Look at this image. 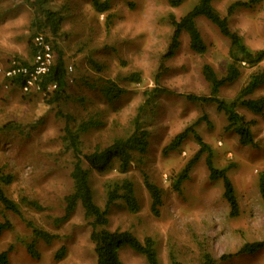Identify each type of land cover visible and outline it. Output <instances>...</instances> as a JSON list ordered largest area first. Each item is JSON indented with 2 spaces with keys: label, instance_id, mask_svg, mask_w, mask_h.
Segmentation results:
<instances>
[{
  "label": "rangeland",
  "instance_id": "obj_1",
  "mask_svg": "<svg viewBox=\"0 0 264 264\" xmlns=\"http://www.w3.org/2000/svg\"><path fill=\"white\" fill-rule=\"evenodd\" d=\"M234 1L211 0V4L227 18L229 28L245 46L252 51L264 50V0L250 8L236 7L228 14L227 8ZM108 2L103 12H96L90 0H50L45 5L63 16L55 37L41 33L56 43L65 60L67 86L63 99L48 103L43 93H23L0 76V169L12 176L11 183L2 187L16 202L25 196L43 206L36 210L21 203L19 217L0 204V222L11 223L0 234V251L9 250V264H95L90 226L81 207L66 221L54 222L55 217L62 216L63 197L72 189V159L63 140V115L72 117V127L89 118L97 122L80 135L82 151L89 153L95 145L103 147L114 137L131 132L133 118L140 112L141 126L148 132L146 150L134 152L123 174L116 168L90 172L93 198L100 207L108 183L123 178L133 183L137 211H129L121 199L116 200L108 214L107 228L130 231L140 240L151 237L160 264H169L170 252L183 264H202L205 254L216 264H264V248L226 261L219 259L233 254L245 242L264 240V205L258 188L264 175V108L254 113L237 107L246 120L253 121L255 146L241 145L238 136L225 129V116L214 103L192 102L185 97L209 94L201 72L203 64L211 65L218 76L225 74L229 40L199 16L195 21L206 51H192L187 36L182 34L174 54L164 58L173 31L170 16L179 18L197 0H184L176 7L169 6L167 0ZM33 17V9L24 0H0V65L12 59L32 61L28 40ZM263 67L264 59L255 66L242 63L238 79L223 85L218 97L232 101L249 75ZM133 73L139 74L136 82L129 79ZM104 87L122 91L117 98L109 99L102 93ZM155 87L161 91L149 95ZM260 96H264V82L248 97ZM196 120L199 122L194 131L209 146L214 167L226 169L234 187L237 216L229 214L222 181L209 179L205 152L180 190L172 188L173 177L199 145L189 134L177 149L166 153L162 149ZM144 176L161 190L157 216L150 210ZM28 221L57 235L51 243L35 241L37 256L27 249L34 239ZM60 247L65 253L56 259ZM118 256L121 264H147L143 255L128 246L120 248Z\"/></svg>",
  "mask_w": 264,
  "mask_h": 264
},
{
  "label": "trees",
  "instance_id": "obj_2",
  "mask_svg": "<svg viewBox=\"0 0 264 264\" xmlns=\"http://www.w3.org/2000/svg\"><path fill=\"white\" fill-rule=\"evenodd\" d=\"M50 0H24L34 11L33 17V32L29 36L28 44L33 55V37L42 32H49L52 37L58 34L60 25L63 21V16L59 15L57 11L51 10L45 5ZM184 0H167L171 7L179 6ZM262 0H237L231 3L227 8V13L231 14L236 7L250 8ZM96 12L106 11L109 7L108 0H90ZM199 16L204 17L207 21L213 24L221 35L226 37L230 43L229 61L226 65L225 74L218 76L211 65L205 63L202 66V75L209 86L208 95L187 94L185 97L192 102H211L216 105L218 111L223 112L226 119V130L233 131L238 136V142L241 145L255 146L253 133L251 130L252 120H246L236 109L243 107L251 112L259 113L264 108V96L258 98L248 97L253 91L264 82V67L258 69L249 75L247 82L240 88L235 98L226 102L218 97L219 89L225 85L230 84L238 79L240 76V65L246 62L249 66H255L264 59V50H250L242 42L241 37L228 26L226 17H223L217 9L211 4V0H197L193 7L179 18L170 16V24L173 28L168 49L164 54V58H168L174 54L180 44V37L185 34L188 38L189 48L198 54H203L206 51L205 43L201 37L199 28L195 19ZM44 35V34H43ZM45 36V35H44ZM45 38L49 41L47 36ZM50 42V41H49ZM51 48L57 52L54 55V61L47 73L41 79L40 84L42 89H46L49 84H55V88L46 91L43 95L46 97L48 103L58 102L66 95L67 86V68L65 60L63 59L60 50H57V45L54 41L50 42ZM21 64L29 65V61H18ZM8 85L12 87H19L21 83V76H15L11 79L1 77ZM130 81L136 82L139 80V74L133 73L130 75ZM122 90L112 87H104L102 93L109 99L117 98ZM160 88H153L149 95L153 96L160 92ZM24 93V92H23ZM31 93V92H29ZM139 113L133 118L132 131L114 137L109 144L100 147L95 145L93 150L89 153H83L81 148L80 135L88 128L95 126L96 121L92 118L81 121L77 126H71L72 117L69 114H64L65 126L63 129V140L66 148L71 153L72 168L70 171V179L72 182L71 191L63 197V214L55 217L56 224L66 221L79 206L83 211V216L90 226V240L93 244V252L95 254V264H121L118 256V250L123 246L130 247L133 251L144 256L147 264H160L157 252L155 249L154 240L147 236L140 240L133 233L127 230H109L108 214L115 201L121 199L129 211L135 212L138 209V204L134 195L133 183L123 178L121 180L113 181L105 186L106 199L103 207L98 206L93 198V192L90 187V172L103 173L109 169L116 168L121 174L125 173L132 160L134 152L143 153L148 145V132L141 126L139 120ZM60 114V113H59ZM199 122L196 120L192 125L184 128L173 136L166 146L163 147V153L177 149L182 142L192 134L199 145L198 150L193 157L186 163L180 172H178L172 179V188L179 191L181 184L188 178L189 172L195 162L199 159L202 153H206V168L208 170V177L212 181L221 180L223 184L222 196L229 205L230 216H237L239 213V206L236 199L234 187L226 174V169L214 167L209 146L202 140V138L195 133L194 126ZM84 164H86L84 166ZM12 181L10 174H4L0 169V204L5 210L22 217V210L20 204L31 207L36 210H42L43 206L36 200L29 199L25 196L20 198V202L8 197L3 189V185H8ZM143 185L146 188L151 203L150 210L154 215H158L159 206L161 204V190L150 181L147 176H144ZM259 193L264 205V175L259 178L258 183ZM31 227L33 241L27 245V249L32 256H37L34 250V243L37 239L45 243H51L56 237L42 228H39L31 222H27ZM11 227L9 221L0 222V234L3 230ZM264 248V240L245 242L233 254H224L220 256V260L226 261L232 256L243 254H252ZM9 250L0 251V264H9L8 261ZM65 253V248L60 247L55 252V258L59 259ZM169 264H183L177 257L170 252ZM202 264H216V260L209 254L203 256Z\"/></svg>",
  "mask_w": 264,
  "mask_h": 264
},
{
  "label": "built area",
  "instance_id": "obj_3",
  "mask_svg": "<svg viewBox=\"0 0 264 264\" xmlns=\"http://www.w3.org/2000/svg\"><path fill=\"white\" fill-rule=\"evenodd\" d=\"M34 53L29 65L21 64L17 60H10L5 65H0V76L11 79L20 75L22 80L20 89L24 93L40 92L55 88V84H49L46 89H42L40 84L41 77L51 68L54 56L50 42L41 33L33 37ZM7 84V83H6Z\"/></svg>",
  "mask_w": 264,
  "mask_h": 264
}]
</instances>
